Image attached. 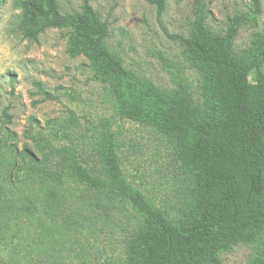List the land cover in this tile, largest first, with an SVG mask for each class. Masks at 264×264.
<instances>
[{
	"label": "rangeland",
	"instance_id": "obj_1",
	"mask_svg": "<svg viewBox=\"0 0 264 264\" xmlns=\"http://www.w3.org/2000/svg\"><path fill=\"white\" fill-rule=\"evenodd\" d=\"M83 1L58 0L63 12L80 10ZM88 1L108 22L109 50L134 78L190 92L205 118H218L208 83L186 59L176 36L188 35L199 1L208 10V28L223 33L229 18L249 10L252 0H164L161 12L154 0ZM260 4L257 25H243L235 40L236 53L248 62L263 44L264 0ZM19 13L14 0L0 2V140L14 143L18 152L28 148L38 160L20 158L13 166L8 153L0 169L5 196L0 263L124 264V240L142 214L129 202L106 214L103 195L54 177L58 157L43 164V147L32 135L57 147L73 146L97 167L94 147L109 126L126 179L172 217L187 211L194 179L184 173L171 140L119 115V100L96 77L88 58L68 52L66 29L50 28L36 40L25 39L17 29ZM5 110L12 118L8 124ZM31 117L36 119L32 126ZM6 130L15 139L5 137ZM254 254L252 246L240 244L223 255V262L247 264Z\"/></svg>",
	"mask_w": 264,
	"mask_h": 264
},
{
	"label": "trees",
	"instance_id": "obj_2",
	"mask_svg": "<svg viewBox=\"0 0 264 264\" xmlns=\"http://www.w3.org/2000/svg\"><path fill=\"white\" fill-rule=\"evenodd\" d=\"M154 2L161 12L164 0ZM14 7L20 11L17 29L25 39L36 40L50 28L66 29L68 52L88 58L96 77L119 100V115L171 140L184 173L194 179L187 211L172 217L126 179L118 140L109 126L94 147L97 167L73 146L57 147L32 135L43 147V164L58 157L54 177L103 195L107 201L101 208L106 214L124 202L142 214L124 240V264H224L223 255L240 244L255 249L247 264H264V38L249 62L235 51L239 29L257 25L260 0H252L249 10L229 18L223 33L208 28V10L199 1L188 35L176 36L186 59L209 85L218 110L213 119L203 116L190 92L164 90L134 78L109 50L108 22L88 0L73 12H63L58 0H14ZM4 116L10 123L7 110ZM35 121L31 117V126ZM5 137L13 140L15 134L6 130ZM13 144L0 140V169L8 153L13 166L20 158L38 160L28 148L18 152ZM3 195L0 185V209L5 207Z\"/></svg>",
	"mask_w": 264,
	"mask_h": 264
}]
</instances>
